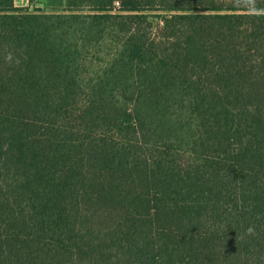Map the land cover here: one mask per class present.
<instances>
[{
	"label": "trees",
	"instance_id": "obj_1",
	"mask_svg": "<svg viewBox=\"0 0 264 264\" xmlns=\"http://www.w3.org/2000/svg\"><path fill=\"white\" fill-rule=\"evenodd\" d=\"M0 264H264V0H0Z\"/></svg>",
	"mask_w": 264,
	"mask_h": 264
},
{
	"label": "rangeland",
	"instance_id": "obj_2",
	"mask_svg": "<svg viewBox=\"0 0 264 264\" xmlns=\"http://www.w3.org/2000/svg\"><path fill=\"white\" fill-rule=\"evenodd\" d=\"M16 4L20 6H30L31 9L40 7L41 9L52 12V11H64L66 8L67 0H35L33 3L30 0H16ZM156 25L160 24L159 18L155 20Z\"/></svg>",
	"mask_w": 264,
	"mask_h": 264
}]
</instances>
